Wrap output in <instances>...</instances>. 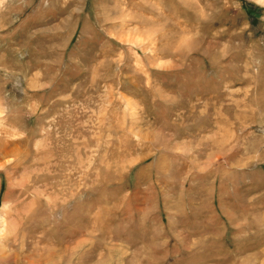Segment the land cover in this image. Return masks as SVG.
Returning <instances> with one entry per match:
<instances>
[{
    "label": "rangeland",
    "instance_id": "374dc122",
    "mask_svg": "<svg viewBox=\"0 0 264 264\" xmlns=\"http://www.w3.org/2000/svg\"><path fill=\"white\" fill-rule=\"evenodd\" d=\"M0 264H264V0H0Z\"/></svg>",
    "mask_w": 264,
    "mask_h": 264
}]
</instances>
